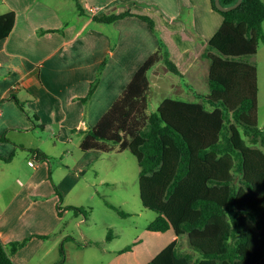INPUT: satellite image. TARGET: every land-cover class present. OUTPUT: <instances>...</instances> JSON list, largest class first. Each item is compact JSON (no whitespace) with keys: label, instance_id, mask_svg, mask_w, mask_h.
<instances>
[{"label":"crops","instance_id":"obj_1","mask_svg":"<svg viewBox=\"0 0 264 264\" xmlns=\"http://www.w3.org/2000/svg\"><path fill=\"white\" fill-rule=\"evenodd\" d=\"M127 9L153 18L155 30L136 16L93 20ZM8 12L15 23L0 40V239L7 246L27 239L12 255L16 264H58L60 248L74 239L62 233L65 212L58 210L50 155L60 148L73 158L70 170L82 173L106 154L81 151V132L97 124L160 42L179 74L156 64L150 90H170L174 96L165 98L189 102L207 94L199 92L209 90L205 56L223 18L209 0H0V15ZM36 154L48 159L33 164ZM174 240L170 230L142 233L129 251L111 247L108 238L93 242L110 254L104 264H147Z\"/></svg>","mask_w":264,"mask_h":264},{"label":"trees","instance_id":"obj_2","mask_svg":"<svg viewBox=\"0 0 264 264\" xmlns=\"http://www.w3.org/2000/svg\"><path fill=\"white\" fill-rule=\"evenodd\" d=\"M209 1L223 18L205 56L209 92L197 95L196 102L165 98L148 111L152 68L162 62L179 74L160 42L97 124L81 132L83 152L129 150L135 156L141 203L157 213L147 230H171L176 236L147 264H264V152L258 147H264V138L258 126V72L247 60L264 40V3L242 0L236 9L222 12ZM236 2L220 0L226 7ZM128 16L155 30L153 18L128 9L93 20L113 24ZM14 23V12L0 15V40L8 37ZM101 70L84 102L91 98ZM181 237L192 252L180 251ZM26 243L7 246L0 239V264H16L12 255ZM60 253L58 264L65 261L63 247Z\"/></svg>","mask_w":264,"mask_h":264},{"label":"rangeland","instance_id":"obj_3","mask_svg":"<svg viewBox=\"0 0 264 264\" xmlns=\"http://www.w3.org/2000/svg\"><path fill=\"white\" fill-rule=\"evenodd\" d=\"M261 1L264 3V0ZM262 28L264 35V23ZM158 35L165 41L163 32L160 31ZM247 60L258 72V126L264 138V40L259 41L257 53ZM169 75L174 77L171 73ZM149 78L151 84H155L150 75ZM152 88L148 97L149 112L155 111L165 97L174 96L170 90ZM199 92L208 93L209 90ZM45 145L51 151L52 143L46 142ZM258 147L264 152V147ZM63 155L59 148V152L51 154L49 158L54 171L53 185L62 197L61 210L65 212L62 233L74 239L64 243L66 259L63 264H104L110 254H104L101 244L95 242L108 238V245L115 249L132 248L137 237L148 231L147 226L157 217V213L146 209L141 203L139 166L129 150L106 153L102 158L93 160L82 173L70 170L73 158L69 155L70 159H67ZM67 205L83 207L88 213L86 216L75 213L71 208H66ZM179 249L181 252H192L186 237L179 239Z\"/></svg>","mask_w":264,"mask_h":264},{"label":"water","instance_id":"obj_4","mask_svg":"<svg viewBox=\"0 0 264 264\" xmlns=\"http://www.w3.org/2000/svg\"><path fill=\"white\" fill-rule=\"evenodd\" d=\"M215 1V7L219 10V11H222V12H228V11H231L233 9H236L241 3H242V0H237V2L231 6H223L221 3H220V0H214Z\"/></svg>","mask_w":264,"mask_h":264},{"label":"built area","instance_id":"obj_5","mask_svg":"<svg viewBox=\"0 0 264 264\" xmlns=\"http://www.w3.org/2000/svg\"><path fill=\"white\" fill-rule=\"evenodd\" d=\"M88 12L91 13V14H94V13L96 12V10H94L93 8H88ZM37 157H38L37 154L34 155V162L31 161L33 164L35 163V159H36Z\"/></svg>","mask_w":264,"mask_h":264}]
</instances>
